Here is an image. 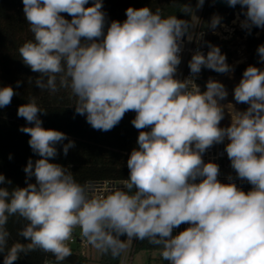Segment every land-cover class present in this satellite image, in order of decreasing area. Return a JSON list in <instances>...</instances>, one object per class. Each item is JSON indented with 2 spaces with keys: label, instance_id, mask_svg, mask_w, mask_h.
<instances>
[{
  "label": "clouds",
  "instance_id": "obj_1",
  "mask_svg": "<svg viewBox=\"0 0 264 264\" xmlns=\"http://www.w3.org/2000/svg\"><path fill=\"white\" fill-rule=\"evenodd\" d=\"M225 2L241 7L237 20L249 34L254 27L264 29V0ZM22 3L33 38L18 54L37 74L28 83L52 94L70 90L75 113L95 130L110 131L127 112H135L131 124L139 134L127 159L129 177L102 195L92 183L77 182L69 168L50 162L59 154L57 145L67 156L75 142L42 126L40 114L47 111L35 97L19 106L17 116L31 125L19 131L30 136L28 144L39 158H29L23 169L26 187L0 186L3 264L37 250L61 264L72 255L68 241L77 228L113 258L135 239L157 246L167 264H264V69L249 65L243 71L233 98L248 107L240 111L228 103L234 109L227 111L231 123L221 127L225 85L209 77L201 90L195 81L202 69L231 74L234 66L219 46L206 42L207 53L197 48L188 61L189 76L177 77L184 38L199 43L205 34L193 38L189 20L164 16L159 8L129 7L123 22H108L103 0L91 6L89 0ZM204 3L197 0L196 8ZM180 12L190 16L194 9L184 3ZM218 27L226 26L214 14L206 29L218 34ZM257 54L264 64V44ZM15 95L12 86L0 87V108ZM225 141L236 178L252 186L247 192L231 174L222 183L219 165L203 160L207 149ZM11 183L0 174V185ZM10 217L25 221L17 233L25 243L9 244ZM182 224L189 226L173 236Z\"/></svg>",
  "mask_w": 264,
  "mask_h": 264
},
{
  "label": "trees",
  "instance_id": "obj_2",
  "mask_svg": "<svg viewBox=\"0 0 264 264\" xmlns=\"http://www.w3.org/2000/svg\"><path fill=\"white\" fill-rule=\"evenodd\" d=\"M197 0H103V11L107 14L108 22L126 19V9L149 7L153 11L157 8L162 10L164 16L176 15L180 19L189 20L192 23ZM93 0H89L91 6ZM188 3L194 9L190 16L180 12L182 4ZM241 13V9H228L214 5V0H205L202 7L199 29L205 31L208 42L226 43L206 29V23L214 14H219L223 21L230 19L228 13ZM66 19L71 17L62 13ZM242 16V15H241ZM257 28L251 33L247 32V44L250 50V61L234 66L237 75L242 76L243 71L253 65V59L257 54L259 38L256 37ZM33 38L24 16L22 0H0V87L12 86L17 95L12 98L9 106L0 108V174H3L11 185L5 187H26V173L24 167L29 158L33 161L39 157L34 154L28 144L30 136L19 131L21 126L27 125L25 119L17 116L18 107L28 102L30 97H35L38 106L45 109L47 114H40L45 129H54L67 135L75 142V147L69 149L67 156L63 154L62 145H57L58 156L50 162L69 168L77 182L84 184L91 180L117 179L124 180L129 177L127 159L133 148L137 146L139 130L132 124L135 112H127L121 122L110 131L93 129L84 116L75 113V99L71 97L70 90L61 89L52 94L46 90H40L34 84H29L31 77L35 80V73L31 72L19 57L18 48L27 40ZM208 51V50H207ZM218 75L212 70L206 69L207 76ZM205 78V84H206ZM17 81H21L17 87ZM248 105L244 104V110ZM67 143V141H65ZM11 156V159L9 158ZM35 182V178L31 179ZM25 221L17 217H10L7 228L11 233L9 244L19 240L25 243L23 237L17 235ZM121 239H126L122 236ZM72 255L61 263L63 264H95L92 258L81 255L77 250H71ZM134 251H159L157 246L147 240H134ZM121 254L113 258L110 253H101L97 264H119ZM55 261L51 253L37 250L21 257L14 264H43L44 261ZM0 264H3V256L0 255Z\"/></svg>",
  "mask_w": 264,
  "mask_h": 264
},
{
  "label": "built area",
  "instance_id": "obj_3",
  "mask_svg": "<svg viewBox=\"0 0 264 264\" xmlns=\"http://www.w3.org/2000/svg\"><path fill=\"white\" fill-rule=\"evenodd\" d=\"M201 11L202 8H200V15H198V17H196V22H195V28L193 31V38H195V34L201 32L202 30L199 29V22H200V16H201ZM223 24H227L229 25V21H227V23ZM219 29H216V32L218 34V37H222L220 35V32L218 31ZM204 36L203 39L197 43L195 40L189 42L187 40V37L184 38V47H183V51L181 53L182 56V62L181 64L178 66V70H177V77L180 79H183L187 76H189L190 74V69L188 67V61L191 59V55L192 53L199 48L201 51L207 53V43L208 39H207V34L204 31ZM205 78H206V69H202L201 73L199 74L198 78L196 79V83L200 86L201 90L205 89ZM230 124H225V125H220L221 127H226L229 126ZM227 143V141H225L223 144H215L212 147H210L209 149H207V151L203 154V160L205 162L208 161H212L215 162L219 165L220 167V175L218 176V179L222 182V183H227V177L229 174H231V176L233 177V181L237 184V186L239 188H241L243 191L247 192L249 191L252 186L247 183L246 181H241L238 178H236V174L234 169H232L231 167V162L227 157L226 152L224 151V147L225 144ZM123 180H117V179H102V180H91L88 181L90 183H92L93 185L96 186V189L98 191L99 194H106L107 190L113 186H119L122 183ZM189 225L187 224H182L180 225L179 228H174L173 229V236H175L176 234H178L179 232L183 231L184 229H186ZM135 240V239H134ZM134 240L131 241L129 243V246L127 247V249L121 253V259L119 264H134ZM69 247L71 248V250H77L81 255L88 257V258H92L93 257V246L91 244H89L87 242V240L85 238H83L81 236V230L79 228L75 229L71 239L68 241ZM154 262L155 264H167L166 261H163L160 256L158 258H154ZM43 264H56V261H50V260H46L44 261ZM63 264V263H61ZM150 264V263H149Z\"/></svg>",
  "mask_w": 264,
  "mask_h": 264
},
{
  "label": "rangeland",
  "instance_id": "obj_4",
  "mask_svg": "<svg viewBox=\"0 0 264 264\" xmlns=\"http://www.w3.org/2000/svg\"><path fill=\"white\" fill-rule=\"evenodd\" d=\"M199 11L200 8L199 9L195 8L192 24H195L196 17L200 15ZM238 14H239L238 11H236L233 14L228 13L227 15L228 16L230 15L231 18L225 19L223 22L227 23V21H229V25L225 24L226 27H218L219 29L218 31L222 36L219 37V39L226 41V43L218 42L214 44L220 47L221 52L223 54H226L227 62L233 66L242 63L247 64L250 61V55H251L247 44V31L240 27L239 20H237ZM243 18L244 17L240 15V20H242ZM256 37H258L259 39L264 38V29L257 28ZM258 67L264 69V64L259 62ZM209 77L222 82L228 91V96L226 100L221 102L223 104H226L225 117L221 121V125L230 124L231 116L228 112H232L234 111V109H232L231 106L227 104L228 103L233 104L236 110H240V111L244 110V104H237L233 98V89L239 83L242 76L237 75L234 71L231 74H218V75L209 74L206 78V81L209 79ZM93 250H94L93 257L95 260V264H97L96 262L98 259H100L101 252L96 250L94 247ZM158 257H159V251H154L152 253L149 251H139L134 254V264H149V263L155 264L154 258H158Z\"/></svg>",
  "mask_w": 264,
  "mask_h": 264
},
{
  "label": "water",
  "instance_id": "obj_5",
  "mask_svg": "<svg viewBox=\"0 0 264 264\" xmlns=\"http://www.w3.org/2000/svg\"><path fill=\"white\" fill-rule=\"evenodd\" d=\"M214 5L218 7H222V8H228V9H241L239 5L235 7L228 6L225 0H214ZM261 44H264V40L261 42ZM258 64H259V58H258V54H256V56L253 59V66L258 67Z\"/></svg>",
  "mask_w": 264,
  "mask_h": 264
},
{
  "label": "flooded vegetation",
  "instance_id": "obj_6",
  "mask_svg": "<svg viewBox=\"0 0 264 264\" xmlns=\"http://www.w3.org/2000/svg\"><path fill=\"white\" fill-rule=\"evenodd\" d=\"M263 40H264V38H262V39L259 40V45H261V42H262ZM259 45H258V46H259Z\"/></svg>",
  "mask_w": 264,
  "mask_h": 264
}]
</instances>
